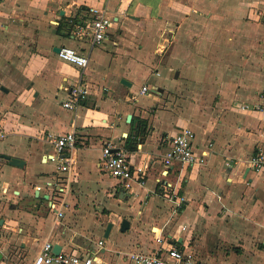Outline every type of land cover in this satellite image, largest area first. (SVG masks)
Returning a JSON list of instances; mask_svg holds the SVG:
<instances>
[{
  "label": "crops",
  "instance_id": "obj_1",
  "mask_svg": "<svg viewBox=\"0 0 264 264\" xmlns=\"http://www.w3.org/2000/svg\"><path fill=\"white\" fill-rule=\"evenodd\" d=\"M119 4H0V156L24 162L15 168L0 157L8 188L0 194V264H31L45 242L68 256L96 253L98 264L170 247L191 252L197 264H264V167L250 168L253 155L264 154V107L240 110L260 104L264 88V0H131L121 6L125 16ZM89 8L116 21L92 49L75 37ZM63 46L87 55L88 69L60 61L53 49ZM64 81L88 90L75 111L61 107ZM184 128L205 163L165 168L163 149ZM69 132L73 164L62 173L46 136ZM106 142L144 168L142 186L123 189L104 173ZM50 202L66 204L61 220ZM108 224L104 243L98 232Z\"/></svg>",
  "mask_w": 264,
  "mask_h": 264
},
{
  "label": "built area",
  "instance_id": "obj_2",
  "mask_svg": "<svg viewBox=\"0 0 264 264\" xmlns=\"http://www.w3.org/2000/svg\"><path fill=\"white\" fill-rule=\"evenodd\" d=\"M119 14L126 15V8H121L122 5L127 6L131 0H119ZM2 0H0V4ZM90 19L86 22H81L75 32V37L79 41L89 39L91 49L99 46L105 40L107 32L116 24L112 18L106 15L104 10L97 8H89ZM57 58L67 64L73 65L82 70L89 67V57L83 55L72 48L60 47L56 54ZM58 90L67 96V99L61 103L63 109L75 111L83 106L87 100L88 90L83 83L69 84L67 81L62 82ZM147 87H142L139 95H146ZM264 107V88L260 94V104L255 106L242 105L240 110L261 111ZM5 137L0 131V140ZM194 139L193 132L184 128L176 135L172 136L166 148L161 154L162 163L165 168L171 167L173 164L187 166L190 168H199L205 163L204 156H197L193 151L192 141ZM46 140L53 145L54 152L57 157L56 170L62 173L70 172L73 164L72 152L75 147L76 137L74 132H69L64 135L54 136L48 134ZM101 167L105 174L115 179L123 189H131L132 185L142 186L144 184V168L142 166L133 165L129 160L126 151L116 144L106 142L102 147ZM264 167V154L256 153L250 159V168L254 173H259ZM51 187V184L46 183L43 188ZM37 191L42 190V187H36ZM8 188L3 186L0 181V194H6ZM49 200V199H48ZM42 204V203H41ZM66 207L62 203V207L55 209L52 202L49 203V208L56 213L57 220L63 218V209ZM160 242V240H158ZM103 242L99 241L96 244V249L102 248ZM53 245L50 242H45L38 254L34 257L31 264H95L97 255L92 253L87 257H75L65 254H53ZM124 260L128 264H197L193 254L187 251H181L176 248L160 249L152 254L144 253H127L124 255ZM98 264V263H97Z\"/></svg>",
  "mask_w": 264,
  "mask_h": 264
},
{
  "label": "water",
  "instance_id": "obj_3",
  "mask_svg": "<svg viewBox=\"0 0 264 264\" xmlns=\"http://www.w3.org/2000/svg\"><path fill=\"white\" fill-rule=\"evenodd\" d=\"M59 50H60V47H55L53 49V52H55L57 54L59 52ZM121 84L124 85V86H127V87L131 86L125 80H121ZM128 119H130V117H128ZM0 157L2 159L6 160L8 162V164H9V166H12V167H15V168H21V167L24 166V162L21 161V160H18L16 158H11V157H8V156H0ZM36 196H38V193H36ZM45 199L47 200V197H45ZM0 225H1V222H0ZM128 227H129L128 223L125 220H123L122 223H121L120 232H122V233L125 232L128 229ZM110 229H111V224H108L107 228H106V231H105V235H104L105 238L108 237ZM52 251H53L54 255H58L60 253V251H61V247L59 245L55 244L53 246ZM3 259H4L3 255L0 252V263L3 261Z\"/></svg>",
  "mask_w": 264,
  "mask_h": 264
},
{
  "label": "rangeland",
  "instance_id": "obj_4",
  "mask_svg": "<svg viewBox=\"0 0 264 264\" xmlns=\"http://www.w3.org/2000/svg\"><path fill=\"white\" fill-rule=\"evenodd\" d=\"M159 75L161 76V78L162 79H165V77H167V69H165V68H159ZM140 88H141V84H137L136 85V87H135V91H139L140 90ZM10 189H12V188H10ZM11 191V190H10ZM91 224H83V226H86V227H88V226H90ZM107 226V225H106ZM106 226L104 227V229H106ZM103 229V231H100L99 230V232H98V235L99 234H101V235H103V237H102V241H104V243L106 242V238H104V232H105V230ZM93 239V238H92Z\"/></svg>",
  "mask_w": 264,
  "mask_h": 264
},
{
  "label": "trees",
  "instance_id": "obj_5",
  "mask_svg": "<svg viewBox=\"0 0 264 264\" xmlns=\"http://www.w3.org/2000/svg\"><path fill=\"white\" fill-rule=\"evenodd\" d=\"M72 20H73V21L70 20V21H71L70 24H69V22H68V20H67L66 23H62L61 26L65 27L66 24H69V25L72 27V26H74L75 24H77V22H75L74 19H72ZM69 25H67V26H69ZM141 136H143V133H142Z\"/></svg>",
  "mask_w": 264,
  "mask_h": 264
}]
</instances>
